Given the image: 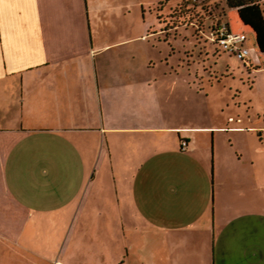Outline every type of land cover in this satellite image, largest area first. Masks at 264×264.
I'll return each instance as SVG.
<instances>
[{
    "label": "crops",
    "instance_id": "0c3cea01",
    "mask_svg": "<svg viewBox=\"0 0 264 264\" xmlns=\"http://www.w3.org/2000/svg\"><path fill=\"white\" fill-rule=\"evenodd\" d=\"M101 6L0 0V234L16 237L35 209L137 211L176 217L162 219L164 263L264 264L263 221L241 200L209 194L208 168L192 159L194 133L205 131L167 124V72L131 65L132 38L98 35ZM41 195L61 200L35 206Z\"/></svg>",
    "mask_w": 264,
    "mask_h": 264
},
{
    "label": "rangeland",
    "instance_id": "374dc122",
    "mask_svg": "<svg viewBox=\"0 0 264 264\" xmlns=\"http://www.w3.org/2000/svg\"><path fill=\"white\" fill-rule=\"evenodd\" d=\"M101 2L100 14L92 15L97 34L132 38L133 45H126L131 65L150 66L160 75L167 72L170 99L163 103L167 124L205 131L194 133L192 159L208 168L209 194L213 189L218 196L241 200L242 207L264 223V54L247 42L250 54L241 59L216 44L211 30L213 24L228 22L237 31V12L228 9L225 0ZM132 48L140 54L135 63ZM146 140L143 144L150 145ZM9 190L14 193L13 184ZM45 196L35 200V206L50 207L61 200ZM23 200L31 201L25 190ZM231 208L242 211L235 205ZM31 212L21 218L23 230L16 237L0 234V264H167L162 260L166 257L162 219L173 222L176 217L137 211L123 216L86 210L77 215L76 209ZM150 227L161 230L149 233Z\"/></svg>",
    "mask_w": 264,
    "mask_h": 264
},
{
    "label": "trees",
    "instance_id": "16d2710c",
    "mask_svg": "<svg viewBox=\"0 0 264 264\" xmlns=\"http://www.w3.org/2000/svg\"><path fill=\"white\" fill-rule=\"evenodd\" d=\"M225 4L228 9H236L243 24L253 29L258 50L264 54V0H225ZM215 27L213 24L211 30Z\"/></svg>",
    "mask_w": 264,
    "mask_h": 264
},
{
    "label": "built area",
    "instance_id": "2783aa9c",
    "mask_svg": "<svg viewBox=\"0 0 264 264\" xmlns=\"http://www.w3.org/2000/svg\"><path fill=\"white\" fill-rule=\"evenodd\" d=\"M212 35L214 42L223 50L230 51L241 59L249 54L248 36L244 31H233L226 23L220 22L216 23ZM186 146L187 142L182 141L181 148L185 149Z\"/></svg>",
    "mask_w": 264,
    "mask_h": 264
},
{
    "label": "water",
    "instance_id": "95a60500",
    "mask_svg": "<svg viewBox=\"0 0 264 264\" xmlns=\"http://www.w3.org/2000/svg\"><path fill=\"white\" fill-rule=\"evenodd\" d=\"M240 19V18H239ZM240 21H241V19H240ZM242 22V21H241ZM242 24H243V22H242ZM244 26H246L247 28H249L250 29V31H252L253 33H254V31H253V29L251 28V27H249V26H247V25H245V24H243ZM255 34V33H254Z\"/></svg>",
    "mask_w": 264,
    "mask_h": 264
}]
</instances>
